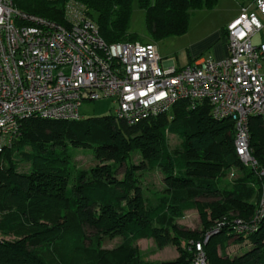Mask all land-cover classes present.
Segmentation results:
<instances>
[{"label":"trees","instance_id":"trees-1","mask_svg":"<svg viewBox=\"0 0 264 264\" xmlns=\"http://www.w3.org/2000/svg\"><path fill=\"white\" fill-rule=\"evenodd\" d=\"M67 1L15 3L65 22ZM77 1L88 8L108 42L142 41L131 29L134 0ZM138 2L151 37L160 40L186 33L192 14L217 0ZM226 32L222 28L224 41ZM191 105L180 100L171 110L136 123L114 113L72 121L24 119L18 138L0 150V264H192L194 253L186 246L173 260L140 261L135 242L152 238L159 247L177 244L176 220L202 198L212 218L224 222L204 245L210 264H264V211L256 219L264 200V117L250 118V147L258 162L251 166L237 153L234 122L213 116L207 100ZM170 134L179 137L180 149H171ZM80 145L93 148L101 163L73 166L70 146ZM136 151L142 155L139 163L132 160ZM235 166L242 173L227 182ZM154 169H161L168 194L148 204L136 174ZM206 217L203 232L217 225ZM238 219L255 226L243 231ZM101 233L121 235L123 242L100 247ZM186 235L188 241L201 236ZM234 236L250 247L233 257L221 254L219 248L223 251Z\"/></svg>","mask_w":264,"mask_h":264},{"label":"built area","instance_id":"built-area-1","mask_svg":"<svg viewBox=\"0 0 264 264\" xmlns=\"http://www.w3.org/2000/svg\"><path fill=\"white\" fill-rule=\"evenodd\" d=\"M63 10L67 19L59 22L0 0V150L18 138L24 119H84L85 100L112 99L114 114L130 123L180 100L192 107L207 100L213 116L234 122L242 162L258 165L250 118L264 117V0L242 5L228 23L225 58L199 57L182 67L173 58L165 65L156 41L108 42L77 0ZM263 211L264 200L256 219ZM236 222L243 231L255 226ZM222 225L185 244L192 264H210L204 245Z\"/></svg>","mask_w":264,"mask_h":264},{"label":"rangeland","instance_id":"rangeland-1","mask_svg":"<svg viewBox=\"0 0 264 264\" xmlns=\"http://www.w3.org/2000/svg\"><path fill=\"white\" fill-rule=\"evenodd\" d=\"M256 0H217V3L213 7L203 6L199 9L194 16H191L189 29L186 33L177 36H171L160 40H154L151 37L149 30L145 24L144 10L140 8L138 0L133 1V13L131 19V29L140 34L143 38L142 41L153 40L156 41L162 56H169L176 59L180 64H184V61L188 57V52H198L197 58L205 56L216 57L217 50L224 49L223 40H214L210 46L201 45L200 41L206 35H212L214 30L218 29L219 34L222 27L228 25V23L235 18L242 8V5L255 3ZM209 14V16H203ZM232 15V16H231ZM213 36V35H212ZM220 42L219 47L215 44ZM222 42V43H221ZM115 103L112 99H99V100H85L81 106V112L85 117H102L105 115H111L114 113ZM180 139L178 136L170 134L169 143L173 151L180 149ZM72 153L71 164L76 168H90L101 163V161L95 156L93 148H89L84 145L70 146ZM132 156L134 163H139L142 160V155L139 151H136ZM22 167L28 168V164H22ZM137 179L143 191L145 202L148 204L156 203L162 196L167 195L166 185L164 183L163 174L161 169L138 170ZM242 173L240 167L235 166L234 173L229 174L226 181L229 182ZM121 178L125 175L120 174ZM198 206L193 209L185 211L183 218L176 220V230L173 231L174 238L178 243H169L164 247H159L156 241L152 238H145L143 240H137L135 242L139 260L148 263H160L176 259L182 255L185 243L189 240V236L186 234L194 233V236H200L199 239L209 231L205 232L204 226V214L207 213L206 219L211 221L213 225L217 224L219 219L212 218L210 209L203 208L202 202L208 204L206 199H201ZM1 236V235H0ZM9 238V237H8ZM99 245L103 248H113L123 242L121 235L99 234ZM227 245L223 248V251L219 248L221 254H226L231 257L241 254L247 248L250 247L249 242L246 240H239V237L234 236L225 242Z\"/></svg>","mask_w":264,"mask_h":264},{"label":"crops","instance_id":"crops-1","mask_svg":"<svg viewBox=\"0 0 264 264\" xmlns=\"http://www.w3.org/2000/svg\"><path fill=\"white\" fill-rule=\"evenodd\" d=\"M199 9H197L193 14H192V16H194L195 14H196V12L198 11ZM241 11V10H240ZM203 16H209V14H204ZM232 16V15H231ZM234 19V18H233ZM232 19V20H233ZM231 20V21H232ZM230 21V22H231ZM222 28H224V27H222ZM222 28H221V30H220V34H219V31H218V29H217V31H216V29L214 30V32H213V36L212 35H206L205 37H203L202 39H201V41H200V43H201V45H204V47L205 46H210L211 45V43L214 41V40H220V39H222L223 40V43H224V49L223 50H220V49H218L217 50V55H216V57H214V58H216V59H219V60H221V59H223V58H225L226 57V41H224V39L222 38ZM225 28H226V26H225ZM152 40V39H151ZM147 41H149V40H147ZM214 43V42H213ZM212 43V44H213ZM220 42H217L216 44H215V46L216 47H219L221 44H219ZM222 43V42H221ZM159 50H160V48H159ZM160 53H161V50H160ZM197 55H198V52L196 51H194V52H192V51H189L188 52V57L186 58V60L184 61V64H180V62H178L177 61V55H176V59H174V62H175V65L177 66V67H182V66H184V65H187V64H190V63H192L196 58H197ZM164 57V56H163ZM165 58H167V60H165L164 61V64L165 65H168V64H170V61L168 60V59H171L169 56H165ZM143 239H145V238H142V239H139V240H143Z\"/></svg>","mask_w":264,"mask_h":264}]
</instances>
